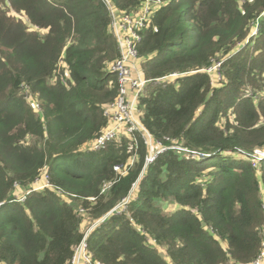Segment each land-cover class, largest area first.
Returning <instances> with one entry per match:
<instances>
[{
    "label": "trees",
    "instance_id": "16d2710c",
    "mask_svg": "<svg viewBox=\"0 0 264 264\" xmlns=\"http://www.w3.org/2000/svg\"><path fill=\"white\" fill-rule=\"evenodd\" d=\"M110 1L136 14L147 0ZM110 26L103 0H0V264H71L102 220L87 239L94 264H253L264 236V160L248 158L264 150V0H162L139 32L150 81L139 118L168 149L117 210L149 150L126 129L94 149L119 94ZM218 61L221 79L206 72Z\"/></svg>",
    "mask_w": 264,
    "mask_h": 264
},
{
    "label": "built area",
    "instance_id": "2783aa9c",
    "mask_svg": "<svg viewBox=\"0 0 264 264\" xmlns=\"http://www.w3.org/2000/svg\"><path fill=\"white\" fill-rule=\"evenodd\" d=\"M103 2L108 7V11L111 16V32L116 39L119 51L117 60L110 68L112 73H114L117 77L119 94L116 102H112L104 108V116L108 119L110 128L97 138L94 149L101 150L102 148H106L109 143L114 142L118 138L123 129H126L128 134H140L144 145L149 148V154L146 157V164L144 167L145 171L146 168L155 161L159 154L167 151L168 149L163 141H156L152 134L146 129L139 118L140 112L138 110V99L144 92L146 86L150 83V81L145 79L141 71L137 47L138 43L141 41L139 32L151 24L152 15L155 11L153 10L151 12V7L153 5H158L160 7L162 5V0H147L144 6L140 9L139 13H136L135 16L127 13L119 14L110 0H103ZM154 30L155 32L158 31L156 27H154ZM256 33L257 30L254 31L253 36L256 35ZM222 64L223 63L221 61L216 62L206 72L211 76H216L218 79H221ZM178 76V74H173L169 78H177ZM132 140L136 146L139 145L137 135H133ZM170 142H172L170 147L177 146L174 141ZM179 149L184 150L182 152H187L188 150V148L181 146H179ZM248 158L251 159L253 166L257 168L261 164L262 160H264V150H255ZM133 162L134 161L130 164L131 166L133 165ZM131 166L126 164L124 166H116L114 169L117 173L125 175ZM140 182L141 178L136 181L132 187L130 195L123 199L121 204L116 207V210L126 208L130 201L131 194L139 190L141 185ZM112 184V181L105 183L100 194H106L112 187ZM49 186V177L46 176L45 184L39 189ZM25 198L26 197L24 196L19 198V200L24 201ZM88 200L90 202H95L96 198L92 197L88 198ZM103 221L105 220H102V222ZM94 228H96V225H93L88 230L83 242L72 258L71 264H94L92 263L89 254L86 253L87 239ZM253 264H264V249H262L260 255L254 260Z\"/></svg>",
    "mask_w": 264,
    "mask_h": 264
},
{
    "label": "rangeland",
    "instance_id": "374dc122",
    "mask_svg": "<svg viewBox=\"0 0 264 264\" xmlns=\"http://www.w3.org/2000/svg\"><path fill=\"white\" fill-rule=\"evenodd\" d=\"M159 8V6L158 5H153L152 7H151V12L153 11V10H157ZM154 11V12H155ZM154 14V13H153ZM132 16H135V14H132ZM152 17H153V15H152ZM259 36V35H258ZM257 36V37H258ZM256 40V39H255ZM108 143V142H107ZM167 143H169V144H172V142H167ZM94 145H96V143H94ZM137 148H138V146H137ZM135 160V156H134V158L131 160V162L129 163V164H131L132 163V161H134ZM134 163V162H133ZM128 164V165H129ZM263 194H264V192H263ZM261 249H264V236L262 237V241H261Z\"/></svg>",
    "mask_w": 264,
    "mask_h": 264
},
{
    "label": "clouds",
    "instance_id": "9594fccd",
    "mask_svg": "<svg viewBox=\"0 0 264 264\" xmlns=\"http://www.w3.org/2000/svg\"><path fill=\"white\" fill-rule=\"evenodd\" d=\"M12 14H14V13H12ZM16 15V14H15ZM257 34V33H256ZM219 62V61H218ZM207 71V70H206ZM212 77H214V76H212ZM173 79V78H172ZM215 79V78H214ZM155 139V138H154ZM156 140V139H155ZM156 141H158V140H156ZM170 145H172V144H170ZM166 147H168V145L166 144L165 145ZM148 150H149V148H148ZM166 152V151H165ZM164 153V152H163ZM149 154V153H148ZM162 154V153H161ZM160 155V154H159ZM158 157V156H157ZM156 160V159H155ZM144 173H145V171L144 172H142V174H141V176L139 177V178H141V181H142V179H143V176H144ZM141 183V182H140Z\"/></svg>",
    "mask_w": 264,
    "mask_h": 264
},
{
    "label": "crops",
    "instance_id": "0c3cea01",
    "mask_svg": "<svg viewBox=\"0 0 264 264\" xmlns=\"http://www.w3.org/2000/svg\"><path fill=\"white\" fill-rule=\"evenodd\" d=\"M64 194V193H63ZM65 195V194H64ZM66 197H68V196H70V197H74V195H71V194H66L65 195ZM103 222L102 221H99V222H97V223H95L94 225H96V227L97 226H99V225H101Z\"/></svg>",
    "mask_w": 264,
    "mask_h": 264
}]
</instances>
